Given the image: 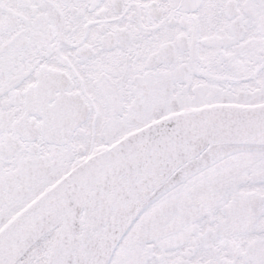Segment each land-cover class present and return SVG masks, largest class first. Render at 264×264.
Wrapping results in <instances>:
<instances>
[{"label": "flooded vegetation", "instance_id": "flooded-vegetation-1", "mask_svg": "<svg viewBox=\"0 0 264 264\" xmlns=\"http://www.w3.org/2000/svg\"><path fill=\"white\" fill-rule=\"evenodd\" d=\"M264 101V0H0V229L153 120ZM108 264H264V147L150 203Z\"/></svg>", "mask_w": 264, "mask_h": 264}, {"label": "water", "instance_id": "water-1", "mask_svg": "<svg viewBox=\"0 0 264 264\" xmlns=\"http://www.w3.org/2000/svg\"><path fill=\"white\" fill-rule=\"evenodd\" d=\"M264 147V101L187 107L95 149L0 230V264H108L140 212L240 148Z\"/></svg>", "mask_w": 264, "mask_h": 264}]
</instances>
